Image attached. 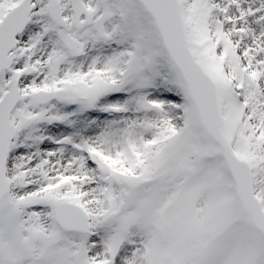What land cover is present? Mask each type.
I'll return each mask as SVG.
<instances>
[{
    "label": "snow or ice",
    "instance_id": "1",
    "mask_svg": "<svg viewBox=\"0 0 264 264\" xmlns=\"http://www.w3.org/2000/svg\"><path fill=\"white\" fill-rule=\"evenodd\" d=\"M0 264H264V0H0Z\"/></svg>",
    "mask_w": 264,
    "mask_h": 264
}]
</instances>
